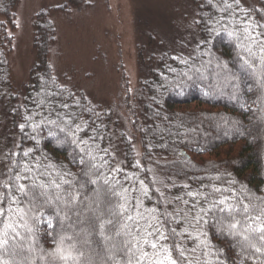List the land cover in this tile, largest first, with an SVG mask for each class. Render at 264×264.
Segmentation results:
<instances>
[{
	"label": "snow or ice",
	"instance_id": "obj_1",
	"mask_svg": "<svg viewBox=\"0 0 264 264\" xmlns=\"http://www.w3.org/2000/svg\"><path fill=\"white\" fill-rule=\"evenodd\" d=\"M258 2L259 8L246 0H204L210 11L201 17L206 37L200 44L227 37L245 73L256 75L259 68L264 82V0ZM216 67L239 81L227 63L217 59ZM68 108L62 101L47 117L40 113L41 121L28 114L17 125L21 142L0 168V264H191L185 239L201 248L203 264H229V255L207 239L210 223L232 242L230 248L240 249V264L257 254L264 264V196L254 199L243 187L238 193L232 187L236 181L206 175L196 178L195 187L184 184V195L148 208L149 186L120 175L123 168L114 163V153L101 145L100 113L61 111ZM45 129L46 138L71 147L69 163L78 171L40 149ZM29 140L32 147H24ZM135 166L143 167L138 161Z\"/></svg>",
	"mask_w": 264,
	"mask_h": 264
},
{
	"label": "trees",
	"instance_id": "obj_2",
	"mask_svg": "<svg viewBox=\"0 0 264 264\" xmlns=\"http://www.w3.org/2000/svg\"><path fill=\"white\" fill-rule=\"evenodd\" d=\"M188 1L195 7L198 32L193 50L187 52V45L181 43L168 50L157 48L147 67L144 65L147 57L141 59L143 77L137 109L133 104L129 106L133 116L137 112L141 116L140 122L138 118L134 121L143 149L139 159L132 138L113 110L93 103L83 93L61 84L55 76L49 55L56 29L47 11L40 12L34 23L37 61L30 79L20 91L13 87L8 60L12 37L8 29L15 27V10L20 0H0V143L8 145L2 149L6 150V156L21 142L17 125L25 122L24 115L31 114L34 122H39L43 118L40 113L47 117L63 101L69 108L62 112L78 114L84 108H91L100 113L96 125L105 136L101 145L114 153V163L123 168L120 175L133 177L132 184L142 179L149 186L151 200H144L148 208L158 206V200L167 203L177 195H184V184L195 187L199 183L196 178L206 175L220 174L223 179L234 180L232 187L238 193L243 187L254 199L264 196V82L258 79L259 68L256 75H247L236 55L237 49L227 37H214L210 43L201 45L206 37L201 17L207 16L210 9L204 6V0ZM256 7H260L259 2ZM217 59L227 63L230 73L239 77L238 82L216 67ZM184 60L188 63H183ZM197 68L201 69L200 73L195 71ZM185 72L191 79L183 75ZM89 115L85 113L84 119ZM46 132L47 129L40 136V149L53 161L78 171L69 163L71 147L58 146L54 139L46 138ZM23 143L26 148L32 147L30 140ZM137 161L143 167L137 168ZM205 231L208 241L229 255V264L232 260L240 264L238 247L230 248L232 242L218 234L211 223ZM184 244L191 264H203L201 248L187 239ZM251 251L244 255H250ZM261 259L258 254L250 256L245 264L254 261L260 264Z\"/></svg>",
	"mask_w": 264,
	"mask_h": 264
},
{
	"label": "rangeland",
	"instance_id": "obj_3",
	"mask_svg": "<svg viewBox=\"0 0 264 264\" xmlns=\"http://www.w3.org/2000/svg\"><path fill=\"white\" fill-rule=\"evenodd\" d=\"M42 11L49 13L56 29L49 55L55 76L93 103L113 110L141 159V137L134 129L141 116L129 111L139 98L141 59L147 57V67L157 48L168 50L181 43L187 52L193 50L198 33L194 5L188 0H20L15 27L8 29L12 37L8 60L17 91L28 83L37 61L34 23ZM6 146L0 143L1 150ZM1 150L3 168L6 150Z\"/></svg>",
	"mask_w": 264,
	"mask_h": 264
}]
</instances>
